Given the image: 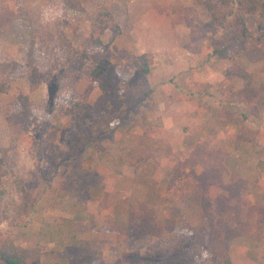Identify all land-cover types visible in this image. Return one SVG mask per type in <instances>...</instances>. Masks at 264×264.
Masks as SVG:
<instances>
[{
	"label": "rangeland",
	"instance_id": "374dc122",
	"mask_svg": "<svg viewBox=\"0 0 264 264\" xmlns=\"http://www.w3.org/2000/svg\"><path fill=\"white\" fill-rule=\"evenodd\" d=\"M74 1L81 11L70 9L67 0H0V84L6 81L10 88L0 93V99L8 93L2 98L10 105L8 117L17 97L28 94L31 111L30 124L25 129L11 127L9 146L0 147V230L12 232L27 264L39 260L47 264L60 254L65 258L66 246L72 244L67 236L70 225L56 215L60 209L66 212L70 202H76L75 213L87 211L93 186L115 187L109 196L117 191L127 195L136 187L140 196L175 194L181 208L168 228L161 208L140 209L128 223L130 245L121 260L264 264V16L245 14L244 35L243 26L236 23L239 0H231L224 26L203 32L211 19L205 0ZM95 38L107 46L96 47ZM223 46L232 59L215 53ZM85 50L91 55L83 70L71 68L68 58ZM30 51L35 54L37 74L44 75L34 77L39 86L43 84L38 91L39 87L30 88ZM103 59L117 69L115 84L108 90L91 76ZM226 68L234 91L245 85L241 97L234 91L232 97L228 87L224 91L228 96L217 95L213 88L216 72ZM239 70L255 74L242 77ZM245 114L251 118L246 120ZM244 124L259 131L254 142L238 143ZM197 131L205 135L200 143L195 142ZM173 138L180 140L183 149H174ZM199 144L206 146L202 153L213 152L216 163L227 170L218 177L224 186L215 176L210 182L211 194L217 195L208 207L203 205L206 201L197 180L204 173L201 150L192 156ZM247 144L257 149L246 147L238 156L232 154L233 146ZM189 159L195 163L194 170L183 166ZM84 164L91 169L83 170ZM22 165H35L31 173L41 181L32 182ZM153 176L161 183L146 181ZM225 186L229 189L222 192ZM15 188L26 203L25 220L15 211ZM107 195H103L106 200ZM40 199L42 205H37ZM31 207L52 212L53 219H29ZM196 207L202 211L200 225L185 215ZM143 218H150L156 227ZM133 225H138L134 231ZM53 235L59 248L50 254ZM89 250L91 246L85 251Z\"/></svg>",
	"mask_w": 264,
	"mask_h": 264
},
{
	"label": "crops",
	"instance_id": "0c3cea01",
	"mask_svg": "<svg viewBox=\"0 0 264 264\" xmlns=\"http://www.w3.org/2000/svg\"><path fill=\"white\" fill-rule=\"evenodd\" d=\"M226 71H227V68L225 69V72L223 71L222 72L219 71V73L218 71L216 72L215 76L217 78L215 77L214 80L216 81L214 82L215 83L214 87L213 86L212 87L217 91V95L221 93L224 95L225 87H228L230 88L229 94L232 97L233 95H235V93L241 97L242 96L241 90L245 87V85L240 91L238 92L234 91L233 90L234 83H232L233 80L229 81L227 79ZM253 74H255L254 71H253ZM40 89H43V84L39 86L37 91ZM233 91L235 93H233ZM6 94L8 93H3L0 99V147L9 146L8 143H10L12 140V130L7 120V112H6V109L10 110V105L9 106L6 105L5 101L2 100L3 96ZM9 94L11 96L12 91L9 92ZM223 95H220V96H223ZM224 96H228V94H225ZM243 102L245 104H248V101H243ZM228 123L232 124V121ZM231 127L234 128L233 124ZM235 128L237 129V127ZM201 131H203V128ZM219 136L221 137V133H219ZM230 136H231L230 139L231 138L233 139L234 133L230 132ZM194 138H195L196 143H200L199 140L204 139L205 135L200 134V131H197V133L194 135ZM171 142H172L174 149H183L181 147L180 140L173 138ZM242 146H236V147L233 146L232 148L234 149V152L232 154L233 155L237 154L236 156H238L239 150L241 148L250 147L251 149H257V147H255L253 144H247V145H244L243 147ZM254 151H255V154L258 155V150H254ZM255 159H258L257 164L259 165V162L261 163V159L258 156ZM259 167L257 168V170L259 169ZM88 168L91 169L90 166L84 164L83 170H88ZM21 170H23L24 172H30V173L35 172V165L29 166L27 168L26 166L22 165ZM30 177L34 179L32 182L41 181L40 179H37V177H35L32 173L30 174ZM145 179L146 181L155 180L156 182L161 183V180L158 178V176H153L150 179H147V178ZM22 180H23V187H26L28 185L26 183L27 179L24 176H22ZM229 182L227 183L228 185H230ZM250 183L251 181H248V185H250ZM146 185L148 187V184ZM150 186L154 187L152 184H150ZM112 187L109 189H105V185H102L100 188L98 186L96 187L93 186L92 192L91 194H89L91 198L87 201V203H89V207L87 208L88 209L87 211H84V212L81 211V212L75 213L74 210H72V208L75 204H77L76 202L73 203V205L70 202L71 204L70 210L66 209L67 210L66 212L60 209L61 211L57 213L56 215L60 216L61 223L67 222L70 225L71 231L70 233L67 232V236L70 240V243L72 242V244L66 246L67 254L65 258L60 254L62 252H65L63 249L59 251V254L61 255V256L59 255V259L58 258L56 260L50 259L49 262H46L47 264H129L128 261L121 260V258H122V254L127 251L130 245V240L127 238L128 237L127 236V230H128L127 226H128L129 221L132 219V217L135 216L139 212L140 209L147 207L153 210L154 207L152 206H156L158 207V210L160 208L163 210V213L165 215H163L162 219L165 220V223L168 221L166 223L167 226L166 224L163 226H166L168 228L169 227L168 223L170 222V219L173 220L174 217L178 215L180 211L179 208H181V205L179 206L177 205L179 204L180 201L176 200L177 196L175 194L170 195L172 197L166 196L164 195V193L157 194L154 196L152 195L146 196V194L144 196H140L138 195V189L135 187L133 188L132 191H129V194L127 195L125 194V191H117L119 193H115L109 196L107 195V193L110 192L109 190L115 188V187L113 188ZM256 187H257L256 189L258 190L261 189L259 186H256ZM28 188L35 189L36 186L29 185ZM156 190L159 191V187H156ZM15 191H17L18 193L17 197L15 198V202L17 204V208L15 209V211L17 212L16 214L19 215L20 219L25 220L27 217L25 215L27 211L26 203L25 201H22L23 195L20 192V190L15 188ZM103 195L104 196L107 195L109 198H107L106 200V198ZM124 195H126V197L123 198ZM102 199H104L105 202H101ZM217 199L218 197L215 198V201H214L215 203ZM40 200H41L40 203L37 205H42V199ZM190 201H193V199H190ZM187 203L189 206H192L191 202L188 201ZM30 209L31 210H30L28 217H31L29 219H32L33 221L34 219L35 220L53 219V213L48 210L38 211V208H32V207ZM174 210H176V212H172ZM185 215L193 222L192 224L194 225L195 224L200 225V223L203 220L202 211L198 207H196L194 211L190 210ZM123 221L127 222L126 225L122 224L124 223ZM80 222L82 224H80ZM49 228L50 230H52L53 226L51 225ZM49 241L52 246L49 253L52 254V252H54L56 248L57 249L59 248L58 247L59 240L57 237H54L53 235L50 237ZM89 246H91V250L85 251L86 247H89ZM100 253L102 254V256L99 255ZM34 264H43V263L41 262V260H39L38 263H34Z\"/></svg>",
	"mask_w": 264,
	"mask_h": 264
},
{
	"label": "trees",
	"instance_id": "16d2710c",
	"mask_svg": "<svg viewBox=\"0 0 264 264\" xmlns=\"http://www.w3.org/2000/svg\"><path fill=\"white\" fill-rule=\"evenodd\" d=\"M231 0H205V5L207 6V9L211 15V19L202 27L203 32L206 31H212L215 32L218 28V26H224V19L227 16V9L230 11ZM240 8H239V19H236V23H239L243 26V34L245 35L247 33V29L244 25L245 23V14L253 13V14H259L262 18L264 16V0H239L238 1ZM67 5L70 9L76 10L79 9L81 11L82 8L79 7L78 3H76L74 0H67ZM261 21V19L259 20ZM259 25H261V22H259ZM199 26H195V28ZM202 32V30H201ZM202 34V33H201ZM94 44H96V47H102L104 48L107 45H103L102 41L100 39L95 38ZM76 55L74 57H69V66L73 69H81L83 70L86 62H88L91 52L88 50L85 51H76ZM215 53L219 56H225V59H232L231 55L228 53V47L223 46L220 48L215 49ZM29 67L31 68L30 72H28V75L31 79V90H36L40 82L39 80H36L34 77L37 75L44 76L42 72L37 74V71H39V68L35 65V54L33 51H30L27 56ZM32 66V67H31ZM117 69L116 65L112 62H110L108 59H103L97 65L94 67V69L91 72V76L93 80L99 85V87L103 90H108L115 84V77H116ZM252 77V74H249L248 71L239 70V74H241L242 77ZM250 78H247L249 81ZM6 85V81H4V85L0 84V93L1 92H8L10 88ZM261 100L264 103V97ZM17 104V105H16ZM14 109L11 112V114L7 117V120L11 127L17 125L21 126L24 129L26 128V125L30 124L31 121L28 120L30 116V97L28 94H21L17 97L16 101L13 105ZM257 111V110H256ZM244 118L250 119L251 117H248L247 114L244 115ZM244 128L240 131L239 135L237 136L238 143L242 144L243 142H254L256 136L258 135L259 131L251 130L250 127L246 124L243 126ZM71 130L68 129L67 131H64L63 136L65 134L69 133ZM64 140V138H63ZM203 144H199L195 147L194 153L192 156H198V150L202 153V151L205 152V147L201 146ZM171 150V149H170ZM209 150V149H207ZM197 152V153H196ZM214 153L208 152L202 153V156L200 157L201 163H203L202 171L204 172L199 179V189H201V194L203 197V200L206 201V203H203L204 207L210 206L209 202L212 200L213 195H217L214 191L211 194L210 191V182L213 180L214 176L217 178V182H222L224 186V181H222L221 177L224 172H226V168L222 166V164L216 163V160L213 158ZM142 157L138 158L141 159ZM189 159V163L183 165V166H189L193 168L195 163ZM193 174L196 176L197 173L193 172ZM219 179V181H218ZM229 189V186H225V189L222 191H226ZM1 194V192H0ZM2 195V194H1ZM0 195V198H1ZM211 196V197H210ZM144 222L146 224L151 225L152 228H155L156 225L153 227L152 220L150 218H143ZM211 223L212 220H210ZM147 226L146 228H148ZM133 231L135 228L138 227V225L131 226ZM139 233V232H138ZM132 236V235H131ZM0 262H4L6 264H27V259L24 256V254L18 249V247L15 244V240L13 237V234L11 231H1L0 230Z\"/></svg>",
	"mask_w": 264,
	"mask_h": 264
}]
</instances>
